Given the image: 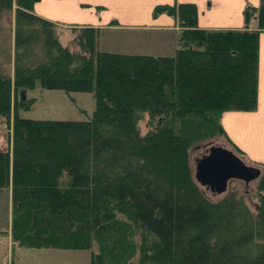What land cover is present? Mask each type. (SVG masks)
I'll list each match as a JSON object with an SVG mask.
<instances>
[{"label":"trees","instance_id":"obj_1","mask_svg":"<svg viewBox=\"0 0 264 264\" xmlns=\"http://www.w3.org/2000/svg\"><path fill=\"white\" fill-rule=\"evenodd\" d=\"M37 1L0 0V14L16 4L14 76L0 72V117L18 88L21 98L37 81L93 92L95 108L88 120L17 115L12 146L0 150L13 239L88 248L91 264H135L140 248V264H264V194L255 213L237 192L211 200L191 161L194 142L216 135L244 154L221 116L258 107L264 0L245 7L243 29L199 27L193 2L157 4L154 17L167 13L180 26L172 55L100 50L94 26L77 27L71 49L57 23L35 12ZM138 234L151 243L136 245Z\"/></svg>","mask_w":264,"mask_h":264},{"label":"crops","instance_id":"obj_2","mask_svg":"<svg viewBox=\"0 0 264 264\" xmlns=\"http://www.w3.org/2000/svg\"><path fill=\"white\" fill-rule=\"evenodd\" d=\"M193 2L198 7V26L209 29H243L246 27L244 9L247 5L260 6L261 0H38L34 10L40 16L62 25L63 33L58 30L61 43L69 46L74 34L68 26H94L99 28L98 48L100 50L123 52L119 49L118 36L134 35L138 31H147L155 40L160 34L169 36L171 45L154 55H172L180 46V27L178 21L167 13L153 16L157 4ZM101 7V8H100ZM113 21H116L114 23ZM250 29L257 28L252 19ZM105 35H109L106 45L114 48H102ZM63 37L67 41L63 42ZM162 50V49H161ZM150 54V53H149ZM29 118V117H28ZM34 119V118H33ZM64 120V119H53ZM221 123L231 139L244 151V156L252 164L264 168V31L259 37V95L255 110H228L221 116ZM12 133L0 124V150H10ZM12 195L11 186L0 187V248L3 242L11 247L16 241L12 237ZM4 262V252H0Z\"/></svg>","mask_w":264,"mask_h":264},{"label":"rangeland","instance_id":"obj_3","mask_svg":"<svg viewBox=\"0 0 264 264\" xmlns=\"http://www.w3.org/2000/svg\"><path fill=\"white\" fill-rule=\"evenodd\" d=\"M15 8L5 10L0 14V72L6 76H14V48L13 37L15 28ZM176 19V18H175ZM180 27V26H179ZM75 35L78 33V28L75 26L66 27ZM64 27L57 24V32L60 30L63 33ZM109 35H105L102 48H114L111 45H106L109 41ZM119 49L128 53H152L157 50L163 51L170 46L169 36L160 34L155 37V40L147 31H138L134 35L118 36ZM63 42L67 41V37H63ZM172 41V40H171ZM72 48L78 47L75 41L68 43ZM162 49V50H161ZM20 89L18 88L12 95V106L8 116L0 117L2 128L14 133V123L17 115L34 119H64V120H88L95 108V98L93 92L89 91H66L59 88H46L37 81L35 87L26 89V99L32 98L31 107L25 109L20 104ZM146 119H142L139 124L142 132L147 129ZM212 144L224 145L232 150L234 148L222 135H216L194 142L191 147V161L193 169L196 166V158L201 156L206 149ZM235 151V150H234ZM242 156L246 163L252 164L243 154ZM256 165V164H253ZM258 166V165H257ZM258 180L250 182L246 185L244 181L233 179L230 181L229 188L219 194H213L207 190L205 186L200 185L205 194L211 200H220L231 192H237L243 201L248 205L252 212H257V203L259 202V194L264 190L258 189ZM134 242L144 245V248L150 244V237L146 234H138ZM0 252L5 253V261L0 258V264H91V249L88 248H63L57 246H42L36 247L28 244H20L15 242L9 247L8 242H3ZM141 248L132 258L133 263H137L141 257Z\"/></svg>","mask_w":264,"mask_h":264},{"label":"water","instance_id":"obj_4","mask_svg":"<svg viewBox=\"0 0 264 264\" xmlns=\"http://www.w3.org/2000/svg\"><path fill=\"white\" fill-rule=\"evenodd\" d=\"M21 99H26V90H21ZM261 167L245 162L234 150L220 144H212L206 152L196 158L194 176L200 185L213 194L223 193L233 179L246 185L261 177Z\"/></svg>","mask_w":264,"mask_h":264},{"label":"flooded vegetation","instance_id":"obj_5","mask_svg":"<svg viewBox=\"0 0 264 264\" xmlns=\"http://www.w3.org/2000/svg\"><path fill=\"white\" fill-rule=\"evenodd\" d=\"M206 151H204V153H205Z\"/></svg>","mask_w":264,"mask_h":264}]
</instances>
